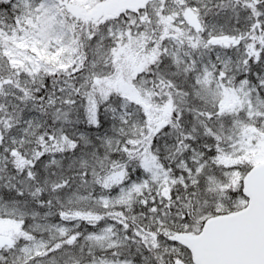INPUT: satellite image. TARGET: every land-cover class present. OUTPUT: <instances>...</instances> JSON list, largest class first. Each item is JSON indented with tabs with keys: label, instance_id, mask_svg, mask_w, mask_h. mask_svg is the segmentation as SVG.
<instances>
[{
	"label": "snow or ice",
	"instance_id": "6c2138e0",
	"mask_svg": "<svg viewBox=\"0 0 264 264\" xmlns=\"http://www.w3.org/2000/svg\"><path fill=\"white\" fill-rule=\"evenodd\" d=\"M0 264H264V0H0Z\"/></svg>",
	"mask_w": 264,
	"mask_h": 264
}]
</instances>
